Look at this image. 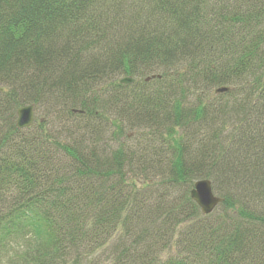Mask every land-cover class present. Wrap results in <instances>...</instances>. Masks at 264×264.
Returning <instances> with one entry per match:
<instances>
[{"label": "trees", "instance_id": "1", "mask_svg": "<svg viewBox=\"0 0 264 264\" xmlns=\"http://www.w3.org/2000/svg\"><path fill=\"white\" fill-rule=\"evenodd\" d=\"M0 264H264V0H0Z\"/></svg>", "mask_w": 264, "mask_h": 264}, {"label": "water", "instance_id": "2", "mask_svg": "<svg viewBox=\"0 0 264 264\" xmlns=\"http://www.w3.org/2000/svg\"><path fill=\"white\" fill-rule=\"evenodd\" d=\"M154 78V76H151ZM150 78H145L148 81ZM121 85H130L136 82L135 78L130 76H123L118 80ZM227 87H220L215 89V93L226 92ZM76 111V110H74ZM33 105L21 106L16 110L15 125L18 129L29 127L34 120ZM190 198L199 207L201 214L206 215L211 213L214 208L223 202V198L214 194L210 180L201 179L194 182L190 190Z\"/></svg>", "mask_w": 264, "mask_h": 264}, {"label": "rangeland", "instance_id": "3", "mask_svg": "<svg viewBox=\"0 0 264 264\" xmlns=\"http://www.w3.org/2000/svg\"><path fill=\"white\" fill-rule=\"evenodd\" d=\"M150 81V80H149ZM155 84L156 83H153V82H149V85L152 87V86H155ZM213 93V92H212ZM209 94H211V93H209ZM215 94H220V93H215ZM33 112H34V121H33V123L34 124H38V123H40L41 121H42V119H43V116H45V114L42 112V109H36V107L35 106H33ZM32 123V124H33ZM129 135H130V137L131 138H135V137H137V135L135 134V131L133 130V131H130V133H129ZM215 194H217L216 192H215ZM217 207H218V205L214 208V210L211 212V213H214L216 210H217ZM201 213V212H200ZM210 214V213H209ZM203 215V214H202ZM206 215H208V214H206Z\"/></svg>", "mask_w": 264, "mask_h": 264}]
</instances>
